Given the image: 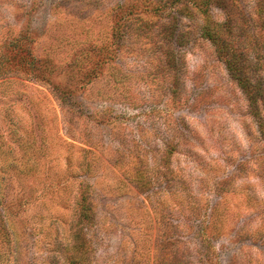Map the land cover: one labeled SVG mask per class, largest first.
<instances>
[{"label": "rangeland", "instance_id": "1", "mask_svg": "<svg viewBox=\"0 0 264 264\" xmlns=\"http://www.w3.org/2000/svg\"><path fill=\"white\" fill-rule=\"evenodd\" d=\"M180 7L0 0V264H264V129ZM209 11L264 76V0Z\"/></svg>", "mask_w": 264, "mask_h": 264}, {"label": "trees", "instance_id": "2", "mask_svg": "<svg viewBox=\"0 0 264 264\" xmlns=\"http://www.w3.org/2000/svg\"><path fill=\"white\" fill-rule=\"evenodd\" d=\"M179 4H181L179 8V49L184 51L189 45L191 32L186 29L185 23L187 18L195 19L194 10L197 9L207 19L206 25L200 31L202 36L213 43L231 78L246 94L253 116L264 129V76L261 74L259 63L255 62L247 49L239 44L238 38L229 26L221 25L211 18L209 10L213 0H179ZM171 23L173 25L169 28L172 34L168 33L167 36L173 40H170L168 50L175 49L177 45V17L174 16ZM174 25L176 29L173 31L172 26ZM89 208V205H86V209L89 210ZM81 249L84 251L85 245L77 246L75 253H80ZM81 261L83 259L77 255L73 256L69 264H83Z\"/></svg>", "mask_w": 264, "mask_h": 264}]
</instances>
